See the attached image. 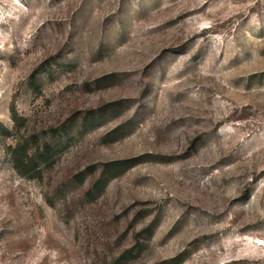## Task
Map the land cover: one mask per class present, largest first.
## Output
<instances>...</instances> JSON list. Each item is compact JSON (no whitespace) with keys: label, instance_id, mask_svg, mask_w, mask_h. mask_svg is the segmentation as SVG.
Segmentation results:
<instances>
[{"label":"rangeland","instance_id":"obj_1","mask_svg":"<svg viewBox=\"0 0 264 264\" xmlns=\"http://www.w3.org/2000/svg\"><path fill=\"white\" fill-rule=\"evenodd\" d=\"M0 264H264V0H0Z\"/></svg>","mask_w":264,"mask_h":264},{"label":"trees","instance_id":"obj_2","mask_svg":"<svg viewBox=\"0 0 264 264\" xmlns=\"http://www.w3.org/2000/svg\"><path fill=\"white\" fill-rule=\"evenodd\" d=\"M12 117L15 120V122H19L20 118L18 117V114L15 109H13ZM53 154V151L51 148L49 149V152L39 151L38 154L34 155L33 157L28 156V153L25 151L24 145L22 146V143H19L17 147L14 150V160L16 161V167L23 173H27L29 170L33 169L32 164L34 163V160H40L41 158H47L51 157Z\"/></svg>","mask_w":264,"mask_h":264}]
</instances>
